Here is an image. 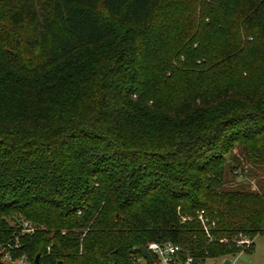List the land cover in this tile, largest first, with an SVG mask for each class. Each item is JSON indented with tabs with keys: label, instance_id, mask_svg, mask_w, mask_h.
<instances>
[{
	"label": "trees",
	"instance_id": "trees-1",
	"mask_svg": "<svg viewBox=\"0 0 264 264\" xmlns=\"http://www.w3.org/2000/svg\"><path fill=\"white\" fill-rule=\"evenodd\" d=\"M235 147L256 179L264 0H0V243L38 264L236 254L180 222L264 236V181L225 184Z\"/></svg>",
	"mask_w": 264,
	"mask_h": 264
},
{
	"label": "built area",
	"instance_id": "built-area-1",
	"mask_svg": "<svg viewBox=\"0 0 264 264\" xmlns=\"http://www.w3.org/2000/svg\"><path fill=\"white\" fill-rule=\"evenodd\" d=\"M194 220L196 225L206 235L208 244L211 242H218L220 244L230 243L238 253L229 256L211 257L205 253L204 258H196L189 251L184 250L180 245L171 241L165 242H149L144 247L149 259L146 258L138 249L133 257V264H222L224 260L229 259L233 264L231 258H241L252 247L254 238L250 236L238 234L231 240L220 239L215 240L212 235V230L215 227L214 222H210L203 210L197 211L194 218L180 216V222L186 223ZM23 229L27 233L32 232V228L28 222H24ZM18 245L11 246L9 243H0V264H33L26 256L16 252Z\"/></svg>",
	"mask_w": 264,
	"mask_h": 264
},
{
	"label": "rangeland",
	"instance_id": "rangeland-1",
	"mask_svg": "<svg viewBox=\"0 0 264 264\" xmlns=\"http://www.w3.org/2000/svg\"><path fill=\"white\" fill-rule=\"evenodd\" d=\"M166 14L169 16L171 12L166 11ZM173 18H175V16H173ZM192 47L195 48L196 44H194ZM149 64L155 66L157 65V62L151 59ZM249 170H251V166L245 160L241 148L235 147L226 157L225 184L227 185V188L235 189L249 185L251 191H258L259 189L256 187V181H264V171L260 172L256 179L253 178L251 180H247V173ZM242 173H244L243 177L245 180L240 183L235 181L234 179L236 178L240 180ZM31 226L33 229L36 228V226L32 223ZM243 257L246 259V261H242L240 258H231V260L233 264H264V236H256L253 240L252 247Z\"/></svg>",
	"mask_w": 264,
	"mask_h": 264
},
{
	"label": "water",
	"instance_id": "water-1",
	"mask_svg": "<svg viewBox=\"0 0 264 264\" xmlns=\"http://www.w3.org/2000/svg\"><path fill=\"white\" fill-rule=\"evenodd\" d=\"M140 252L146 257L149 259V256L147 254V252L145 251L144 247H140ZM242 261H246V259L244 257H241L240 258ZM38 261H39V256L36 255L33 259V264H38ZM57 264H63L62 262H58ZM222 264H231L230 260L229 259H226L223 261Z\"/></svg>",
	"mask_w": 264,
	"mask_h": 264
}]
</instances>
